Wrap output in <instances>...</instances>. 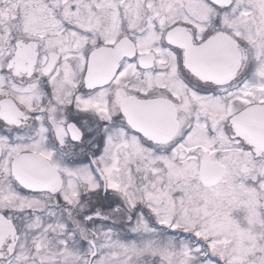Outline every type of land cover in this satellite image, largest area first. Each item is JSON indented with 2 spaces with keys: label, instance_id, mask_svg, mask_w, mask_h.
Returning <instances> with one entry per match:
<instances>
[{
  "label": "snow or ice",
  "instance_id": "snow-or-ice-1",
  "mask_svg": "<svg viewBox=\"0 0 264 264\" xmlns=\"http://www.w3.org/2000/svg\"><path fill=\"white\" fill-rule=\"evenodd\" d=\"M0 264H264V0H0Z\"/></svg>",
  "mask_w": 264,
  "mask_h": 264
}]
</instances>
